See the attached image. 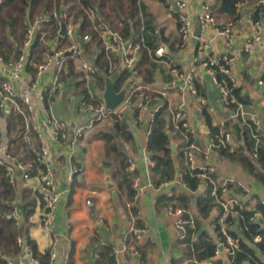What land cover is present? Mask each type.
Instances as JSON below:
<instances>
[{
  "label": "crops",
  "instance_id": "1",
  "mask_svg": "<svg viewBox=\"0 0 264 264\" xmlns=\"http://www.w3.org/2000/svg\"><path fill=\"white\" fill-rule=\"evenodd\" d=\"M146 6V16L142 17L141 28L132 30L131 36L142 38L143 44L138 62L137 80L146 90L157 93L164 103L165 116L168 119L167 130L171 139V147L175 145L177 151L183 149L185 140L176 131L173 124V112L176 106L185 100L188 121L198 131L199 147L205 150L210 146V131L201 129V124H206L201 110L204 109L211 117L214 126L222 127L231 120H236L232 114L233 110L223 107L220 102V93L214 85L212 77L201 68L197 77L200 88V96L194 97L190 94L179 92L174 85V77L170 72L171 62L183 68L189 66L196 52V43L190 48L180 47L179 21L174 13H171L165 0H139ZM188 11L195 21V30L199 25L198 15L202 12L204 5L209 4L213 10L216 7V0H188ZM264 3V0H263ZM255 3H246L241 9L243 22L232 21L226 15H218L213 23L206 30V37L209 40V53L215 55L227 54L232 59L233 70L240 79L239 86L242 95L249 99L248 103L242 104L247 118L256 115L260 124V130L264 132V43L256 44L252 52L243 50L249 38L253 35V14ZM58 8V7H56ZM43 12V11H42ZM41 13L36 14L28 22H32ZM147 18V20H146ZM233 24V40L227 43L221 37H216L217 27H225ZM91 25H93L91 23ZM53 36L52 27L47 26ZM96 31V30H95ZM91 34L79 30V35ZM97 35L92 42H83L82 47L95 60L98 76L86 79L77 70L72 60L66 64L61 75L62 85L52 98V110L61 119L67 121V138L55 139L46 126V113L41 101L36 98L37 117L40 122L42 135L33 134V144L29 147L24 142V119L13 111L0 112V160L8 166H15V158L20 157L23 152L29 155H37L42 147L47 146L51 153V162L55 172V178L59 186L68 190L67 194L57 205L54 224L51 230L46 231L41 222V211L43 201L39 193V186L42 176V166L35 163L34 170L29 179L21 177L18 173V181L14 188L13 199L17 200L22 210V225L25 223L24 205L33 201V213L29 217L30 238L35 245L39 257L47 252L56 249L63 252L71 245L72 264H96L98 252L106 244H112L117 251L119 237H123L124 248L128 247L126 242L130 229V217L126 214L122 204L127 201L128 190L122 185L123 174L121 159L114 152L108 151L107 143L103 138L105 132L114 131L119 148L123 151L127 160L132 158L137 166L139 175L145 182H155L151 166L146 159V148L148 143V131L151 124L152 110L141 111L137 108H120L119 115L114 114L107 120L99 122L94 128L85 130L80 138H76V129L87 122L88 113L80 112L83 100L98 103L107 90L108 76L115 82L116 92L129 86L131 76L122 65L120 60L115 58L111 50L106 49V44ZM15 39L13 36L10 40ZM14 44V42H13ZM66 44V43H65ZM44 51L49 48L42 42ZM160 46H165L164 56L156 54ZM35 47V46H34ZM52 45L50 48H54ZM62 47V46H61ZM15 49V48H14ZM15 50H13V54ZM35 53L40 61L43 53ZM146 59V60H145ZM119 65L115 71L109 74L107 71L111 62ZM149 71V72H147ZM148 74L150 80H146L144 73ZM52 71L38 74L34 64L28 68V78L37 80L42 86L48 80H52ZM1 82V77H0ZM200 116V118H199ZM126 125L129 137L121 135L115 129V123ZM209 126V125H208ZM5 147L14 159L8 158ZM4 150H3V149ZM203 158V152L198 153ZM27 159V158H26ZM28 161H34L29 159ZM176 176L181 173V162L176 157ZM3 164V163H2ZM212 164L215 168V179H226L230 176L252 184L256 188L253 196L246 197L247 208L254 209L258 200L264 196V183L250 175L241 164L229 159H221L217 152H213ZM8 170V169H7ZM111 172L113 188L106 184V173ZM128 171V169H127ZM129 172V171H128ZM9 176V173H8ZM155 184V183H154ZM117 191L118 197L113 196ZM176 194L185 190L181 183L174 188ZM206 191V190H205ZM197 191H188L191 195L205 194ZM166 196L156 188L149 189L141 198V220L147 232L145 237L138 241L141 248L140 256H134L131 251L124 250L119 255L129 261V264H172L173 261H180V264H190L182 261V251L176 245V230L174 215L168 213L166 206L168 202L162 197ZM193 197V196H192ZM195 197H193L194 199ZM12 199V200H13ZM11 200V201H12ZM91 202L88 204V202ZM195 199L193 207H195ZM218 211L213 208L210 216L202 219L203 229L206 230L214 241L217 240V233L213 223L217 219ZM259 219L262 215L258 213ZM264 229V223H262ZM239 234L241 229L234 226ZM131 245V244H130ZM20 252L17 254V256ZM264 261V253H258ZM16 254H14L15 256ZM142 256V258H141ZM215 264H230V256L225 253L215 256L212 260ZM243 264H249L245 262Z\"/></svg>",
  "mask_w": 264,
  "mask_h": 264
},
{
  "label": "built area",
  "instance_id": "2",
  "mask_svg": "<svg viewBox=\"0 0 264 264\" xmlns=\"http://www.w3.org/2000/svg\"><path fill=\"white\" fill-rule=\"evenodd\" d=\"M1 3L2 0H0ZM165 5L178 18L180 47L183 49L192 47L195 42V21L188 11V0H165ZM83 10L91 20L98 36L106 44V49L111 50L113 56L120 60V65L128 71L132 78L129 86L123 89L125 90L123 101L114 109L108 107L104 95L98 103L83 100L80 112L81 114L88 113V118L84 125L76 129V138H80L85 130L94 128L99 122L107 120L110 116L114 114L119 115V110L122 107L126 109L137 108L141 111L152 110L151 121H153L155 114L164 107V103L157 93L146 90L137 80L138 62L143 39H139V37L137 40L136 37L125 38L103 18L98 6L92 1L84 6ZM198 20L201 26V34L197 39L198 41L195 42L197 44L195 56L189 66L185 68L171 62L170 72L174 77L173 83L179 92L199 97L200 90L197 77L202 68L212 77L214 85L219 90L221 105L229 108L233 103H237L234 88L239 86L240 79L233 70L232 59L227 54L215 55L209 53V40L206 37V30L215 23V18L209 4L204 5L202 12L198 15ZM53 21H57L59 28L52 36L47 26L52 27ZM237 21L243 22V17H240ZM64 24L67 27V31L62 33V26ZM81 24L82 21L80 22V19L75 18V13L71 10L70 6L67 3H61L59 8L45 10L30 22L21 43H17L12 39L15 48L14 55L7 57L0 52V112L13 111L22 116L25 130L23 138L25 144L29 147L33 144V134L35 132L39 136L42 135L40 122L37 117L36 98L41 101L44 108L46 126L52 136L58 140L67 138V121L58 117L52 110V98L62 85L61 75L65 70L66 64L71 60L75 62L77 70L86 79L95 78L99 75L95 60L82 47L83 42H92L94 38L92 34L79 35ZM252 26L254 30L253 35L247 40L243 48V50L248 52H252L256 44L264 43V12L259 20L252 21ZM233 35V24L217 27L216 29L215 36L223 38L227 43L232 42ZM37 39L49 46V48L44 51L40 61L33 62L34 45ZM52 45L55 47L50 48ZM165 53V46H160L156 50V54L159 56H164ZM31 64H34L38 74L52 71V80H48L42 86H39L37 80L28 78V68ZM118 65L115 61L111 62L107 72L111 74L117 69ZM218 74H221L222 78H219ZM108 79L113 81L111 75L108 76ZM186 106L185 100L176 106L173 112V124L186 143L184 147L186 164L190 169H197L200 172L198 174L200 177L198 191L204 192L210 184L213 185L212 196L217 201L215 208L218 211L217 219L213 223V228L217 233L215 256H220L226 251L230 256V264H232V256L240 248L239 238L232 234L234 226L237 225L235 219L239 215V210L245 208V198L255 195L257 191L252 184L232 176L223 180L210 177L209 172H215L212 160L214 149L217 146L216 139L219 140L222 146L230 147L231 150L238 147L239 141L235 137L234 130H226L223 125L219 134L216 137H211L210 146L205 150H201L199 147L198 131L188 121ZM235 116L239 117L243 122L247 119L241 103L238 105ZM251 119L256 125L257 130H260V124L255 114L252 115ZM1 129L0 126V132ZM149 134L150 129L148 131ZM4 151L8 158L14 159L7 147H5ZM201 151L203 152V158L198 156V153ZM146 159L152 168L154 162L151 159V153L148 148H146ZM15 160V166H8L7 168L9 181L12 185L17 183L18 173L21 172L22 178L29 179L34 170L35 163L37 162L42 166V176L39 186V193L43 201L41 222L43 228L49 231L54 224L57 205L68 191L61 188L55 178L50 150L47 146L42 147L34 161L26 159V152H23ZM0 163L4 162L0 160ZM128 163L127 169L133 174L132 186L135 194L134 200L127 202V208L129 210L133 206L137 208L136 215L131 213L129 232L134 234L136 241H140L145 237L147 232L146 228L135 226V221L141 215V198L151 188H156L167 197L172 198L176 194L174 187L177 183L185 185L182 183V173H179L174 180L164 181L159 185L145 182L139 175H136L138 171L136 162L132 158H129ZM260 200L264 202V196ZM90 203L89 201L88 204ZM9 207L8 217L14 219L16 224L21 226L22 210L19 202L13 199L9 202ZM166 209L169 214L176 217L175 230L177 240H183L186 236V225L188 223L185 214L189 213V211L185 207L178 205L174 200L167 204ZM253 219L260 221L261 224L264 223V218L261 217L259 219L258 214ZM261 240V235L255 236V242H260ZM17 246L20 248L18 256L7 254L0 248V257L6 260L8 264H70L71 261V245L67 246L62 253L56 249L51 250L48 262H44L35 253L34 248L24 237L19 236L17 238ZM126 249L131 251L134 256H140L135 245H129L124 248V250ZM116 253L118 264H122L119 252L116 251ZM213 258L205 261L204 264H213Z\"/></svg>",
  "mask_w": 264,
  "mask_h": 264
},
{
  "label": "trees",
  "instance_id": "3",
  "mask_svg": "<svg viewBox=\"0 0 264 264\" xmlns=\"http://www.w3.org/2000/svg\"><path fill=\"white\" fill-rule=\"evenodd\" d=\"M90 1L98 6L103 18L125 38L133 37L131 36L133 34L132 30H139L141 28L142 17L140 14L142 12L147 17L146 6L139 0H2L0 4V52L7 57L12 56L14 44L10 40V37L13 36L22 42L29 25V18L31 19L42 11L52 10L56 7L59 8L61 3H67L71 10L74 11L75 18L80 19V22L82 21L81 29L85 33H91L93 38L97 39V32L83 10L84 6ZM246 3L258 4L254 10L253 20H259L264 12L263 0H216V7L212 10V14L216 20L218 15H226L232 21H237L241 17V9ZM52 24L51 31L54 35L59 26L57 21H53ZM34 46L35 53H42L44 51L42 42L39 39L35 41ZM38 57H36V61L39 59ZM144 76L146 80H150L146 72ZM218 77L222 78V75L218 74ZM234 93L237 97V103H233L229 108L233 112H236L239 103H248L249 99L242 95L240 87H235ZM201 114L210 127V135L216 137L222 127L212 124L211 117L206 110L202 109ZM233 118L235 117H232L231 120L225 123L224 128L226 130H234L235 137L239 141L238 147L231 150L230 147L222 146L219 140L216 139L217 146L214 151L218 153L221 159L225 158L241 164L250 175L264 183V132L257 130L251 118H247L244 122L239 117L236 118L237 121L233 120ZM167 122L168 119L165 116V108L163 107L155 114L149 127L150 134L147 148L154 162V166L151 168L155 177L154 183L159 185L164 181L176 178L177 170L175 162L177 157L181 162L182 183L185 185L186 191L175 194L172 198L167 196L162 198L168 203L174 200L178 205L185 207L189 211V213L185 214V218L188 220L186 236L183 240H177L176 243L182 251V261H188L190 264H204L205 261L215 256L217 244L210 234L203 229V223L198 215L202 219L208 218L213 208L217 205L216 199L212 196L213 185L210 184L208 186L205 194L195 196L196 205L193 207V195L188 193V191L196 193L199 190L200 177L198 174L200 172L197 169H190L186 164L184 148L179 149L175 157L171 147V139L166 128ZM115 129L125 136V138L130 136L125 124L116 122ZM103 138L107 143L108 151L114 152L121 159L124 179L122 185H125L128 190L127 201L123 202L122 206L126 214L131 218V213L133 215L137 214V208L136 206H133L130 210L127 208V202L133 201L135 194L132 186L133 174L127 171L129 164L127 156L120 150L114 131L105 132ZM26 158L27 160H36L37 155L28 156L26 154ZM36 164L38 163L36 162ZM209 175L213 179L216 178L214 172H209ZM13 195L14 188L9 181L7 165L0 163V248L7 254L17 255L20 252V248L17 246V238L22 236L34 248L37 254L35 245L30 238V224L28 222L30 215L33 213L34 202L29 201L25 203L26 221L23 226H18L14 219L8 217L10 210L9 202L13 199ZM247 205L248 202L245 201V208L239 210V215L235 219L242 234H239L236 230L232 231V234L239 238L240 241V248L232 256V264H243L245 262H249V264H264V261L258 254L259 252L264 253V229L260 221L253 219L258 213L264 218V202L259 199L254 209H248ZM235 221L233 222L235 223ZM135 226L142 227L143 223L137 219ZM256 235L262 236L260 242L254 241ZM126 242L128 246L130 244L135 245L139 253H141V248L132 232L128 233ZM40 258L44 262H48L49 253L47 252ZM179 262L175 260L172 264H180ZM212 263L215 264L214 262ZM0 264H8V262L0 257ZM70 264H72V258ZM96 264H118L114 245L106 244L100 249Z\"/></svg>",
  "mask_w": 264,
  "mask_h": 264
},
{
  "label": "water",
  "instance_id": "4",
  "mask_svg": "<svg viewBox=\"0 0 264 264\" xmlns=\"http://www.w3.org/2000/svg\"><path fill=\"white\" fill-rule=\"evenodd\" d=\"M67 31V27L66 25L64 24L62 26V33H65ZM201 34V26H197L196 30H195V42H197L198 40V37L200 36ZM124 95H125V90H122L120 91L119 93L116 92V88H115V84L114 82L111 80V79H108L107 80V90L104 94V98L106 100V103L108 105V107L114 109L116 107H118L120 105V103L123 101V98H124ZM233 115H235V112H232ZM200 118V116H199ZM201 129L204 130V131H207L209 132L210 131V127L206 124H201ZM172 150L174 152L177 151V148L175 145H172ZM106 184L109 188H113L114 187V183L112 182L111 180V172L110 171H107L106 173ZM113 196L115 198L118 197V193L117 191H114L113 192ZM193 197H195V195H193ZM117 251L119 252H122L124 251V241H123V237H119V240H118V243H117ZM123 262L124 264H129V261L126 260L125 258L123 259Z\"/></svg>",
  "mask_w": 264,
  "mask_h": 264
},
{
  "label": "rangeland",
  "instance_id": "5",
  "mask_svg": "<svg viewBox=\"0 0 264 264\" xmlns=\"http://www.w3.org/2000/svg\"><path fill=\"white\" fill-rule=\"evenodd\" d=\"M144 17H145V15L143 14V18H144ZM14 41L17 42V43H21L20 40L18 41L16 38L14 39ZM65 45H66V44H65ZM62 48H63V46H62Z\"/></svg>",
  "mask_w": 264,
  "mask_h": 264
}]
</instances>
